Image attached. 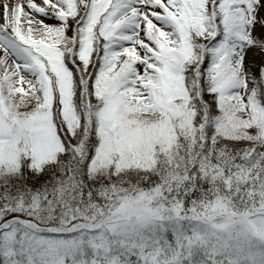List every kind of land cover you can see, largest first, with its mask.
<instances>
[{"label": "snow or ice", "instance_id": "obj_1", "mask_svg": "<svg viewBox=\"0 0 264 264\" xmlns=\"http://www.w3.org/2000/svg\"><path fill=\"white\" fill-rule=\"evenodd\" d=\"M0 264H264V0H0Z\"/></svg>", "mask_w": 264, "mask_h": 264}]
</instances>
